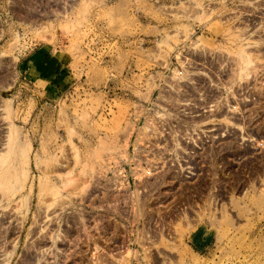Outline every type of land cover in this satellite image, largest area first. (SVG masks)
<instances>
[{"label":"rangeland","instance_id":"1","mask_svg":"<svg viewBox=\"0 0 264 264\" xmlns=\"http://www.w3.org/2000/svg\"><path fill=\"white\" fill-rule=\"evenodd\" d=\"M0 264H264V0H0Z\"/></svg>","mask_w":264,"mask_h":264},{"label":"bare ground","instance_id":"2","mask_svg":"<svg viewBox=\"0 0 264 264\" xmlns=\"http://www.w3.org/2000/svg\"><path fill=\"white\" fill-rule=\"evenodd\" d=\"M49 188H51V186H47V187L44 185L41 186V189L43 190V192H44V190H48Z\"/></svg>","mask_w":264,"mask_h":264}]
</instances>
